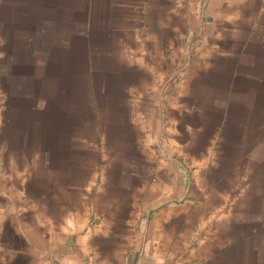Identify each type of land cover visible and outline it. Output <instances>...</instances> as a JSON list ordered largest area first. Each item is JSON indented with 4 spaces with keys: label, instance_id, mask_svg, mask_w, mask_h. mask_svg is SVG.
Here are the masks:
<instances>
[{
    "label": "crops",
    "instance_id": "crops-1",
    "mask_svg": "<svg viewBox=\"0 0 264 264\" xmlns=\"http://www.w3.org/2000/svg\"><path fill=\"white\" fill-rule=\"evenodd\" d=\"M0 264H264V0H0Z\"/></svg>",
    "mask_w": 264,
    "mask_h": 264
}]
</instances>
